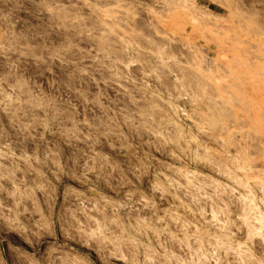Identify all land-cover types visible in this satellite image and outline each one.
I'll list each match as a JSON object with an SVG mask.
<instances>
[{
    "label": "clouds",
    "instance_id": "clouds-1",
    "mask_svg": "<svg viewBox=\"0 0 264 264\" xmlns=\"http://www.w3.org/2000/svg\"><path fill=\"white\" fill-rule=\"evenodd\" d=\"M99 4L100 0H0V201L5 196L14 201L7 212L0 203V225L24 234L30 250L23 253L24 264H86L79 255L70 257L66 250L70 244L88 249L95 245L126 264H142L137 256L141 247H147L139 240L146 222L138 213L150 205L134 181L152 167L151 150L161 151L195 132L220 148L202 157L210 163L225 156L227 148L250 139L244 134L229 143L224 134L226 126H232L231 113L223 111L217 124H210L200 106L192 102L195 93L191 87H181L185 53L177 48L172 54L179 41L158 30L165 10L173 6L171 0H136V8L148 17L133 16L132 12L125 16L121 10L118 22L113 16L101 19ZM179 6L193 23L210 19L203 10L206 6L198 0H182ZM224 6L228 9L225 22L243 25L253 20L264 25V0H225ZM141 18L146 20L148 34L132 33L144 43L142 47L133 41V49L116 47V41L108 40L113 33L97 26V21L107 29L106 20L115 26ZM166 49L169 55L161 62L160 53ZM130 51H135V56ZM142 55L154 57L155 66L134 79L128 69L138 64L144 72L147 62L140 59ZM144 76H152L155 83L149 87ZM171 76L179 78L172 81ZM93 84L97 89L101 84L105 88L119 85L127 102L117 101L115 107L101 105L102 90L93 93ZM142 101L159 115L158 120L151 116L147 121L134 119L144 115L139 107ZM189 120L190 125L185 123ZM236 124L240 127L239 121ZM168 125L175 132H170ZM221 136L223 145L219 143ZM259 156L264 162V142L260 143ZM114 173L119 174L114 191L120 198L110 200L100 195L97 187L114 180ZM5 181L11 186L5 187ZM73 181L86 185L91 195L73 187ZM203 186L212 189L205 200H212L220 209L223 224L215 217V223L196 221L200 227L179 240L183 258L174 257L175 264H204L205 258L209 264H264V233L259 239L250 233L245 240L243 225H239L251 212L236 216L229 210L230 193L226 203L221 198L225 193L214 183ZM61 194L63 203L54 213ZM37 196L44 197L48 209L33 231L25 228L19 217L31 211ZM248 196L264 207V185L257 197L251 191ZM252 208L254 211V205ZM193 254L195 258L188 259ZM0 264L18 262L4 249ZM157 264H167V255Z\"/></svg>",
    "mask_w": 264,
    "mask_h": 264
},
{
    "label": "rangeland",
    "instance_id": "rangeland-1",
    "mask_svg": "<svg viewBox=\"0 0 264 264\" xmlns=\"http://www.w3.org/2000/svg\"><path fill=\"white\" fill-rule=\"evenodd\" d=\"M181 1L171 0V3L181 4ZM222 1L223 3L198 0L206 6L203 10L205 15L210 17L207 23L199 21L193 23L180 4L173 5L165 10V19L158 22L160 23L158 30L167 32L174 41H179V44L173 45L171 52L174 54L175 50L180 48L185 53V59L181 62L183 68L180 70L183 75L181 87L186 90L191 87L195 93L192 102L200 106L208 122L216 125L221 113L227 110L233 117L230 122L232 126H226L224 134L229 137V143L233 137L244 134L250 139L227 148L225 156L214 158L210 163L204 162L202 157L209 151H220V148L216 142H209L202 134L197 135L195 132L181 139L178 144L169 145L161 151H156L155 148L151 150L152 167L140 180L134 181L139 192L143 194L145 203L150 205L138 213L140 219L146 222L144 234L139 236V240L141 245L147 247H141L137 256V260L142 264H157L158 261L164 260L166 255L167 264H175L174 257L183 258L179 240L183 239L185 234L192 235L200 227L196 221L215 223L213 220L215 217V220L223 224L220 209L213 206L212 200H205L212 191L203 186L205 182L214 183L219 192L225 193L221 198L226 203L227 194H231L233 199L229 210L235 212L236 216L246 211L251 212V215L239 220V225H243L242 235L245 240L250 233L254 234V239H259L264 233V207L257 199H250L248 196V192L251 191L252 196L257 197L260 186L264 185V162L259 156L260 143L264 142V25L253 20L243 25L236 21L225 22L228 9L224 6L225 0ZM115 5H120V8H116ZM98 7L102 9L101 19L113 16L118 22L120 17L117 13L121 10H124L125 16L132 12L133 16L139 13L140 17H148L147 12L141 13L136 8V0H100ZM106 23L107 29L98 21L97 26L113 33L108 40L116 41V47L127 45L133 49V41L144 46L142 39L132 33L147 35L146 20L134 19L129 23H116L115 26L113 21L106 20ZM129 54L135 56V51H130ZM168 55L169 50L162 51L161 62ZM140 59L147 62L144 72L140 71L138 64H133L128 69L134 79L143 76L155 66L154 57L142 55ZM173 71L178 70L173 68ZM178 78L169 77L172 81ZM144 80L149 87L155 83L152 76H144ZM91 90L93 93L102 90L98 102L108 107H115V102H127L128 99L120 95L123 89L119 85L105 88V85L101 84L97 89L93 84ZM123 106L124 103H120V107ZM180 106L183 107V104ZM139 107L144 110V115L135 116V120L147 121L149 116L152 119H159V115L149 110L148 103L142 101ZM236 121L240 122V127H237ZM185 123L190 125L191 121ZM181 128H184V124H181ZM242 129H246V132H242ZM168 130L175 132L171 125H168ZM178 135L183 137V132ZM219 143L224 144V136L220 137ZM140 155H143V152ZM114 176L116 177L114 180L101 182L97 187V192L106 199L120 198L114 191L119 174L114 173ZM4 183L5 187L11 186L8 181ZM73 187L91 195L87 192L86 185L73 181ZM0 203L3 204L4 212H7L14 201L11 197L5 196ZM62 203L61 194L56 201V207L53 208L54 213L59 211ZM47 209L48 204L44 203V197L37 196L36 204L32 206L31 211L19 217L21 224L36 231L41 215H46ZM132 223L135 225L134 219ZM174 236L177 237L175 241L172 240ZM60 238L63 239L64 236ZM0 241H2L0 253L6 249L9 255L16 258L18 264H24L23 253L30 250L24 243L22 232L0 225ZM191 243L192 241H188L189 245ZM66 250L70 257L79 255L86 264H126L125 260L109 256L95 245L88 249L79 244H70ZM200 251L207 256L205 249L202 248ZM194 258L195 254L188 257ZM204 264H209L206 258ZM211 264H215V261Z\"/></svg>",
    "mask_w": 264,
    "mask_h": 264
},
{
    "label": "bare ground",
    "instance_id": "bare-ground-1",
    "mask_svg": "<svg viewBox=\"0 0 264 264\" xmlns=\"http://www.w3.org/2000/svg\"><path fill=\"white\" fill-rule=\"evenodd\" d=\"M178 1V0H177ZM180 1V0H179ZM212 1H214V2H218V3H223V1L222 0H212ZM172 2H174V1H172ZM182 2V1H181ZM177 4H180V2L179 3H177ZM177 4H172V5H177ZM226 8V7H225Z\"/></svg>",
    "mask_w": 264,
    "mask_h": 264
}]
</instances>
